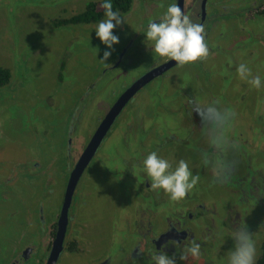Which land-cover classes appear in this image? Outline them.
I'll use <instances>...</instances> for the list:
<instances>
[{
	"label": "rangeland",
	"instance_id": "1",
	"mask_svg": "<svg viewBox=\"0 0 264 264\" xmlns=\"http://www.w3.org/2000/svg\"><path fill=\"white\" fill-rule=\"evenodd\" d=\"M90 2L103 3V0H0V66L7 67L12 72L11 82L5 87H0V181L12 173L11 170H15L18 163L26 165L35 160L41 162L43 169H48V174L39 180L38 186L35 185L34 194L32 189L25 186H22V192L16 193L15 190L0 185V264H10L17 250L34 238L33 234L44 239L49 230L48 222L40 220L41 213H44L42 206L48 213L50 204L49 197L46 198L47 181L51 179L50 184L54 189V197L51 194V200L54 201L55 197L60 200L68 176L71 137L76 146L80 136L94 132L97 128L99 111L96 108H88L83 123L74 122L76 109L84 102L82 98L95 83H99L97 91L101 94L107 90L120 93L121 89L132 82L138 74L137 68L144 69L149 59H144V63H141L143 58L134 59V63L135 60H140L139 64L133 63L130 69L125 68L123 73H126L120 77L111 73L110 64L121 52L126 40L140 29L144 32L149 21L164 13L167 6L175 3V0H139L129 16L120 12L127 17V23L114 29L120 37V42L114 46L115 51L106 61L107 64L100 59L106 46L96 37L94 30L99 21L68 25L57 22L85 11ZM188 2L189 0H185V12L188 11ZM234 27L239 26L235 24ZM142 34L145 37V34ZM143 36L140 35L141 45L145 44ZM140 43L137 47H141ZM247 47L249 49V46ZM225 51L227 52H220L216 59L223 57V60L232 62L230 67H223L230 80L228 89L231 83L247 85L245 90L244 86L229 90L228 96L236 103L247 101L249 104L246 107L242 103L239 107L231 102L229 111L232 115L222 130L225 141L220 145L214 143L217 132L202 114V105L211 101L220 109H229L228 106H220V100H217L219 96L215 93L214 86L221 89L225 87V83L223 78L221 83H218L217 79L220 78L215 76L219 74L213 73L214 68L209 59L205 62L203 61L206 58H203L179 65L171 76L164 80L165 85L156 81L147 85L117 119L116 127L102 148L104 157L97 156L81 180L79 188L82 198L79 206L83 221L76 227L86 229L85 240L75 238L72 241L76 243L74 250H77L78 254L82 252V256L69 258L66 254L65 263L98 264L104 258L110 260L119 257L127 250L126 246L135 239L136 233L131 229L136 228V221L143 219L144 211L140 206H134L126 184L133 181L132 176L145 174L142 162L135 168L130 167L128 172L121 165L120 169L108 171L106 168L113 166L114 155H117L116 151L121 150V140L129 139L127 123L130 120L135 128H138L139 124H147L143 126L145 128L150 127L149 131L142 129L145 140H140L141 145L134 139L133 150L138 152L137 155L143 153L147 156L159 149L155 144L162 139L157 130L165 131V139L172 134L178 135V141H169L166 149L168 154L158 153L167 159L173 168L180 160H184L191 171L195 168L199 172L201 168H197L199 166L195 164L199 158L209 155L211 152L208 150L215 144L220 148L222 157L237 156L236 166L239 172L234 168L231 171L234 175L249 168L250 161L257 163L256 155L251 150L231 145L230 140L240 137L244 139L247 133L260 135L264 130L263 125L259 123L263 121L264 124V84L256 88L245 82L236 71L239 64L250 63L251 59L252 63H257L263 59L264 54H259L257 58L251 55L236 57L232 56L236 47ZM217 69L221 73V66ZM107 71L110 72L107 74ZM202 77H205L206 87L202 86ZM261 78L264 80V73ZM147 113H151L149 118L144 117ZM251 122L254 123L253 128ZM152 127L157 130H152ZM73 128L74 132L70 135ZM152 131L155 132L157 140H153L155 137H152ZM194 135L200 139L194 141ZM183 136L186 141L181 142L180 138ZM261 144L264 147V137ZM61 172L63 174L60 176ZM192 173L196 176L198 174ZM209 184H212L211 179L205 183L203 190H207ZM193 190L198 193L201 191L198 183ZM219 192L220 189L217 188L216 194ZM259 195L264 197V187ZM154 197L163 203L160 194H154ZM210 197L215 198L212 192ZM165 203L166 207L162 210L149 214V221L153 222L154 227L167 223L178 215L183 199L172 201L169 198ZM162 206L160 205V208ZM46 213L45 215H48ZM255 243L257 258L262 250V242L255 240ZM223 246L214 251V256L207 257L205 264H228V256L234 248V239ZM183 264L199 263L189 256Z\"/></svg>",
	"mask_w": 264,
	"mask_h": 264
},
{
	"label": "flooded vegetation",
	"instance_id": "2",
	"mask_svg": "<svg viewBox=\"0 0 264 264\" xmlns=\"http://www.w3.org/2000/svg\"><path fill=\"white\" fill-rule=\"evenodd\" d=\"M138 1L139 0H133L129 12L123 14L129 16ZM175 3H178V0H175ZM187 6V13L189 14L192 22L196 23L197 21V23L203 24L205 27V40L209 47V54L203 62L209 59L214 68L213 73L215 75L219 74L218 76H215L216 78H220L217 79L218 83H221V78H223V83H225V87H221V89L214 86L215 93L219 96L217 100H220L218 101L220 106H228V111L231 110V102L232 104H235L239 107L242 103L246 107L247 105L249 106L247 101L236 103L228 96V93L236 86H244L245 90V86L247 85H232L231 83V87L228 89L230 80L227 78L228 74L226 71H224L223 67H230L232 62H229V60H223V57L216 59V56H219L220 52H227L225 50L232 47H236V51L234 54H232V56L234 55L236 57H244L248 55L246 57H249L251 55L252 57L255 56V58H257L259 54L263 56L264 0H189ZM158 18L159 17H154L152 20ZM235 24L239 27H234ZM142 25L143 24L140 25L141 28ZM142 31L143 30L141 29L139 32L136 31L137 33L135 35L131 36L129 40L125 41L121 52L110 64L109 70H111V73H115L117 77H120L126 73H123V70H126L125 68L130 69L134 64L140 62V60L137 62L135 60L134 63V59L138 58H143L141 63L146 62L144 59H149L148 62H146L145 68H137L138 74L133 78L131 83L126 85L127 87L125 86L120 90V93H116L115 91L109 92L107 90L99 94L97 91L99 88V83H95V85L91 87L90 90L84 95L82 98V101L84 102L76 109L74 122L83 123L86 115L85 113H87L86 111H88V108H96L99 111L97 113L99 114L98 123L96 126L97 128L94 132H89L86 135L80 136L76 146H74V140L71 137L69 143L70 163L68 176L67 181L63 185L64 189L62 191L63 193L60 197V200L57 197L54 198V201L51 200L52 196L54 197V189L50 184L51 179L47 181L48 184H50V187L47 184L46 198L49 197L48 201L50 204L48 206V213H46L45 207L42 206L44 213H41L42 217L40 220L42 222H48L47 224H49V230L46 232L44 239L35 237V234H33L34 238H32L25 246L17 250L18 252L11 259L10 264H48L52 249L57 239L58 231L60 229L62 210L66 201L71 175L85 154L97 129L103 122L108 112L118 102L120 97H122L123 94L126 93L138 80H140L147 73L157 70L161 67H165L167 64L175 61L153 54L150 47L146 44L148 42L145 41ZM140 35L144 37V45H141L140 43ZM232 37H234V39H232ZM138 43H140L141 47H137ZM247 46H249V49ZM137 49L139 51H137ZM134 52L136 55H134ZM263 59L257 63H252L253 59H251L250 63L243 64H246L247 67L251 69L252 76H261L264 73V62H262ZM178 66L179 64L171 66L165 72L156 76L147 85L154 81L160 83L161 85H165L164 80H167V77H170L171 73H173V70ZM220 66L221 73L219 72L220 70L217 69V67L219 68ZM109 72L110 71H107V74ZM127 72L130 73V71ZM202 78V86L206 87L205 77ZM212 81L213 79L211 77V85ZM245 82H248V80ZM146 86H144L142 89H144ZM141 90H139L135 96L129 100L124 110L131 105ZM260 102L262 103V100ZM211 103H213V101H211ZM124 110L122 112H124ZM145 115V118H149L151 113H147ZM116 123L117 122H115L110 132L105 137L103 143L97 150L96 154L87 165L81 179L77 184L69 207L68 220H66L64 225V248L55 264H68L64 261V256L66 254L69 256V258H77L82 256V252L78 254L77 250H74L76 249V243H73L72 241L75 238L82 239L84 241V234L86 233V229L81 230L79 227H76V225L81 224L83 221L81 208L79 206V202L82 198L79 186L88 168L92 162L96 160L95 158L97 156L98 158L104 157L102 148L104 147V144L106 143L107 138L111 134L112 130L116 127ZM259 123L264 127L263 121H260ZM193 124L195 125L194 122ZM127 125L129 127V139L127 141L121 140V150L116 151L117 155L119 156L114 155L115 162L113 160L112 167H106L108 171L115 170L116 168L120 169L121 165L128 172L130 167L133 166L135 168V166L139 165V163H141L146 157L143 153L137 155L138 152L133 150L135 147L134 139H136L138 144L141 145L142 143H140V140H145V138L142 136V129L149 131L150 127L145 128L143 126L147 124H139V127L135 128L136 126L131 120L127 123ZM252 125H254L253 122H251V127ZM74 128L70 135H72L74 132ZM155 129L157 130L156 127H152V130ZM157 131L160 132L157 134L162 139V141H158V144H155V147L159 148L156 152L168 154L166 149L169 141H178L179 137L178 135L172 134L168 139H165V131L163 129ZM152 132V137L154 138L155 132ZM90 133L92 135H89ZM263 137L264 130L260 135H250L247 133L244 139L240 137L239 139L230 140L231 145L240 147L244 150H251V152L256 155L255 159H257L255 160V162H257L256 164H253L250 161L249 168L244 170L242 173H235L236 175L231 173V171L235 168V170L239 172L238 166H236L237 156L235 158H224L220 153V148L216 147V144L212 146L211 149L208 150V152L211 153L203 158H199L198 162L195 164L199 166L197 168H201V170L197 172L194 168L192 171L195 174L198 173V185L201 191L198 193L197 190H192L183 199L184 206L182 205L180 213H178V215H176L172 220H169L167 223L157 224L155 227L153 222L149 221V214H156L158 210H162L164 206L166 207L167 203H165V201L166 199H169V197L167 198V194L163 191V189H153L150 186V180H148L146 174L143 176L140 175L139 177L132 176L131 179L134 182L128 181L126 187L128 188L129 195L132 196L133 204H135L134 206H140V208H142L146 214L143 213V219L136 221V228L131 229V231H134L136 235L134 241L130 245L126 246L127 250L119 257H116L117 259L113 258L110 260H104V258L98 264H151V255L158 252L162 245H164L166 242L170 240H176L180 242L181 245H183L186 238L195 239L201 243L202 254L199 257H195V259L197 263L205 264L207 257L211 258V255L214 256L216 254L214 252L215 250L223 248L224 244L232 241L233 237H231L230 234L235 230V228H238L240 224L246 226L247 230L252 233L255 240H260V242L263 243L264 197L259 195L260 190L264 187V147L261 144L263 142ZM192 139L196 141L200 139V137L194 135ZM153 140H157V138L155 137ZM180 141H186V137L183 136L180 138ZM196 144L199 143L196 142ZM253 144H255L254 147ZM242 162L243 161L241 160L240 163ZM11 171L12 173L5 176L3 181H0V185H5L6 187H9V189L15 190L16 193L22 192V186H25L32 189L34 194L35 185L38 186L39 180L48 174V169H43L41 162L35 160L32 163L29 162L26 165L24 163L22 165L18 163L15 166V170ZM62 174L63 172L60 173V176ZM209 179H211L212 184H209V188L207 190H203V186L205 183H208ZM217 188L220 189L218 194H216ZM211 192L215 198L210 197ZM154 194H160V200L163 203L158 202L154 197ZM247 203H249V205H247ZM160 205L163 206L160 208ZM32 210H34V208ZM45 213L48 215H45ZM140 249H142L143 252H141ZM84 250H86V248H84ZM164 250L169 255L177 253L175 244H169ZM92 264H95V262H92Z\"/></svg>",
	"mask_w": 264,
	"mask_h": 264
},
{
	"label": "clouds",
	"instance_id": "3",
	"mask_svg": "<svg viewBox=\"0 0 264 264\" xmlns=\"http://www.w3.org/2000/svg\"><path fill=\"white\" fill-rule=\"evenodd\" d=\"M104 19L94 27L95 35L106 46L102 59L105 63L115 51L120 37L114 29L127 23V17L121 15L119 10L113 9L112 0H103ZM145 41L153 54L165 59L175 60L179 65L195 62L206 58L209 47L205 40V27L194 23L187 12L182 11L178 3H170L158 19L150 20L144 32ZM107 64V63H106ZM242 79L260 88L264 84L260 75H251V69L241 63L236 69ZM251 76V79H248ZM203 117L209 121L216 130L214 143L217 145L225 141L223 128L232 115L227 109L218 108L215 103L202 105ZM150 186L153 189H163L170 200L180 201L188 195L197 185L199 177L193 175L186 161L180 160L175 168L156 151L150 152L142 161ZM234 239V248L228 256V264H256L257 248L252 233L245 225L240 224L230 234ZM169 244H175L177 253L169 255L164 249ZM143 252L142 249H140ZM202 254L201 243L195 239L186 238L183 245L176 240L166 242L158 252L151 255V264H183L189 257H199ZM178 256V259H177Z\"/></svg>",
	"mask_w": 264,
	"mask_h": 264
},
{
	"label": "water",
	"instance_id": "4",
	"mask_svg": "<svg viewBox=\"0 0 264 264\" xmlns=\"http://www.w3.org/2000/svg\"><path fill=\"white\" fill-rule=\"evenodd\" d=\"M184 3L185 0H178V4L182 8V11H184ZM177 64L176 61L171 62L167 64L165 67H161L157 70H154L152 72L147 73L144 75L140 80H138L126 93L123 94L122 97L118 100V102L114 105V107L108 112L106 117L104 118L103 122L97 129L96 133L94 134L93 139L91 140L85 154L79 161V163L76 166V169L71 175L68 190H67V196L66 201L63 206L62 210V217L60 222V229L58 231L57 239L55 241V245L52 249L51 256L49 258L48 264H55L58 261L59 256L61 255V252L64 248V238H65V223L66 220H68V213H69V207L72 201V196L74 194V191L77 187V184L79 180L81 179L87 165L93 158V156L96 154L97 150L103 143L105 137L110 132L111 128L115 124L116 120L128 104L129 100L135 96V94L141 90L144 86H146L150 81H152L156 76L162 74L165 72L168 68L171 66ZM64 221V224H63Z\"/></svg>",
	"mask_w": 264,
	"mask_h": 264
},
{
	"label": "trees",
	"instance_id": "5",
	"mask_svg": "<svg viewBox=\"0 0 264 264\" xmlns=\"http://www.w3.org/2000/svg\"><path fill=\"white\" fill-rule=\"evenodd\" d=\"M112 3L114 10L127 13L131 8L133 0H112ZM102 5V2H90L85 11L78 13L69 19H61L57 22L63 25L96 23L105 17ZM11 79V70L7 67L0 66V87L7 86L11 82ZM256 264H264V241L262 243L261 253L256 258Z\"/></svg>",
	"mask_w": 264,
	"mask_h": 264
}]
</instances>
